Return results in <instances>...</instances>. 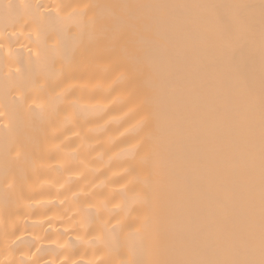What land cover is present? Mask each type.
I'll list each match as a JSON object with an SVG mask.
<instances>
[{"label":"bare ground","instance_id":"bare-ground-1","mask_svg":"<svg viewBox=\"0 0 264 264\" xmlns=\"http://www.w3.org/2000/svg\"><path fill=\"white\" fill-rule=\"evenodd\" d=\"M0 264H264V0H0Z\"/></svg>","mask_w":264,"mask_h":264}]
</instances>
